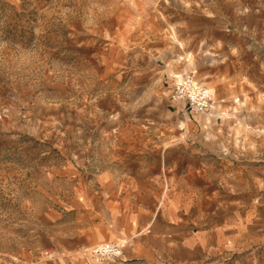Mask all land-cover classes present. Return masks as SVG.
I'll return each instance as SVG.
<instances>
[{
    "label": "rangeland",
    "instance_id": "1",
    "mask_svg": "<svg viewBox=\"0 0 264 264\" xmlns=\"http://www.w3.org/2000/svg\"><path fill=\"white\" fill-rule=\"evenodd\" d=\"M168 62L172 90L177 74L194 72L216 95L211 81H227L219 68L249 71L253 82L243 84L264 87V0H0V264L76 260L52 236V211L72 192L64 169L82 161L90 138L97 154L88 164L113 149L101 136L112 110L101 97L133 85L117 73ZM205 117L231 116L220 108ZM215 131L227 134L226 153L264 135L242 125ZM92 247L79 255L95 264Z\"/></svg>",
    "mask_w": 264,
    "mask_h": 264
},
{
    "label": "crops",
    "instance_id": "2",
    "mask_svg": "<svg viewBox=\"0 0 264 264\" xmlns=\"http://www.w3.org/2000/svg\"><path fill=\"white\" fill-rule=\"evenodd\" d=\"M171 63L161 71L152 64L146 73L118 72V79L131 75L133 85L101 97L102 109H112L101 136L113 149L88 164V152L97 154L90 138L82 161L65 167L72 192L52 211V236L60 251L77 254L68 264H94L79 253L106 241L121 243L123 255L104 264H261L264 135L247 133L249 148L226 153L219 144L228 136L215 130L242 125L263 132L264 87L243 84L253 82L249 71L219 68L227 81L211 82L219 109L231 117L209 123L171 100ZM236 153L245 160H229Z\"/></svg>",
    "mask_w": 264,
    "mask_h": 264
},
{
    "label": "built area",
    "instance_id": "3",
    "mask_svg": "<svg viewBox=\"0 0 264 264\" xmlns=\"http://www.w3.org/2000/svg\"><path fill=\"white\" fill-rule=\"evenodd\" d=\"M171 100L182 102L190 113H214L219 106L214 91L205 85L194 72L177 74L173 79ZM91 255L95 264L120 258L123 255V245L116 241H106L94 245Z\"/></svg>",
    "mask_w": 264,
    "mask_h": 264
}]
</instances>
